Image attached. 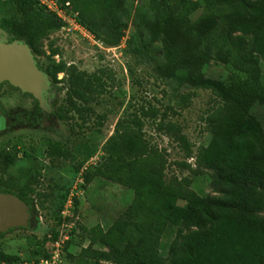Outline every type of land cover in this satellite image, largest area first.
I'll return each instance as SVG.
<instances>
[{"label": "trees", "instance_id": "trees-1", "mask_svg": "<svg viewBox=\"0 0 264 264\" xmlns=\"http://www.w3.org/2000/svg\"><path fill=\"white\" fill-rule=\"evenodd\" d=\"M62 1H70L85 26L83 19L101 20L107 11L129 12L125 0ZM151 6L149 10L143 5L135 7L133 25L138 49L154 61V71L181 85L209 88L222 101L208 114L211 135L195 154L194 172L210 171L213 194L202 196L192 190L187 176L166 181L164 153L149 146L139 129L118 131L106 141L100 164L84 175L86 182L102 177L133 191L129 204L99 234L105 250L96 260L112 264H264V123L253 113L255 105H264V74L256 69L257 54L264 53V0H160L158 6ZM198 7L203 14L181 29L177 41L164 42L165 58L157 59L153 44L160 40V27L167 17L180 8ZM0 26L24 39L33 51L39 37L57 31L62 22L35 0H0ZM212 52H224L230 66L244 76L231 75L227 82L205 76L200 67L210 61ZM69 77L74 97L88 103L99 77L75 70ZM58 117L68 118L62 108ZM53 152L62 154L60 144ZM179 200L186 204L179 205ZM167 225L177 229L163 257L158 240ZM80 254L83 264H98L85 258L84 248ZM43 257L48 258V253L43 252ZM7 259L9 255L0 251V264Z\"/></svg>", "mask_w": 264, "mask_h": 264}, {"label": "rangeland", "instance_id": "rangeland-1", "mask_svg": "<svg viewBox=\"0 0 264 264\" xmlns=\"http://www.w3.org/2000/svg\"><path fill=\"white\" fill-rule=\"evenodd\" d=\"M159 2L125 0L128 14L107 11L101 20L83 19L85 32L60 27L39 37L35 50H30L47 77L49 105L58 111L62 108L68 118L54 122L53 132L49 134L32 129L0 134V142L9 139L8 144H16L18 151L29 149L51 166L40 173L41 185L32 188L34 197L30 196V200L35 203L30 206L28 225L14 227L0 236V251L10 257L3 264H33L46 258L43 252L48 253L49 264H83L82 248L85 258L91 263L97 261L100 251L105 250L98 241L99 234L129 204L133 191L102 177L86 182L84 175L103 160L104 145L109 137H116L127 128L139 129L149 146L164 153L166 181L187 176L192 190L202 196L213 194L210 171L202 168L194 172L195 154L198 146L205 145L211 135L208 114L222 101L209 88L181 85L159 76L154 71V61L138 49L134 9L137 5L148 9L150 5L158 6ZM202 14V7L191 11L180 8L168 16L160 27V40L153 44L155 57L164 60L163 43L177 41L181 29ZM12 39L17 38L0 26V41ZM106 41L117 43L109 45ZM257 56L256 69L263 75L264 53ZM72 70L99 77V85L88 103L74 97L69 77ZM200 72L226 82L231 75L244 76L230 66L224 52H212L210 61L200 67ZM0 96L1 105L9 112L18 111L20 107L29 113L32 105L35 110L38 108L36 99L22 95L6 83L0 85ZM52 113L47 116H55ZM253 113L264 123V105H255ZM48 136L57 140L62 148V154L55 156L53 163L43 157ZM26 160L14 159L12 171L19 165L27 167L30 159ZM177 203L186 204L183 200ZM58 207H61L60 212ZM176 229L167 225L159 237L158 250L163 257L167 256ZM54 233H57L56 238ZM65 241L69 242L66 247ZM56 242L60 245L59 251Z\"/></svg>", "mask_w": 264, "mask_h": 264}, {"label": "flooded vegetation", "instance_id": "flooded-vegetation-1", "mask_svg": "<svg viewBox=\"0 0 264 264\" xmlns=\"http://www.w3.org/2000/svg\"><path fill=\"white\" fill-rule=\"evenodd\" d=\"M7 40L9 39L7 38ZM33 59L36 66L39 68L35 57H33ZM4 83L8 84L13 89L20 91L22 95H28L33 99H36L31 94L13 87L8 82H1L0 85ZM42 97V103L36 99L38 108L35 110V106L32 105L29 113L23 111V108L20 107L18 108V111H6L0 103V134L6 135L20 129L41 130L48 134L52 133L54 122L59 120L64 121L65 118H59L58 109L55 107L52 108L49 105L50 97L47 91L44 92ZM52 112H54L55 116L49 118L47 115L49 114L52 116ZM46 138V144H42L45 146L43 157L47 158V160L50 159V163H53L54 157L59 156L57 152H53V148H55L59 143L57 140H53L49 136ZM41 140L43 141L44 139ZM8 143L9 139H5L0 142V193L12 194L20 200L26 202L29 206H33L35 202L30 200V196L34 197V195H31L32 188H37L41 185L42 177L40 176V173L45 171L44 168H49L51 166L48 165L46 159L38 157L29 149H22L21 151H18L16 144L9 145ZM28 158L30 159V162L27 167L26 165H19L16 167L13 166L14 171H12L14 159H20L21 161L27 162L26 159ZM11 229L12 228L0 232V236L9 232Z\"/></svg>", "mask_w": 264, "mask_h": 264}, {"label": "water", "instance_id": "water-1", "mask_svg": "<svg viewBox=\"0 0 264 264\" xmlns=\"http://www.w3.org/2000/svg\"><path fill=\"white\" fill-rule=\"evenodd\" d=\"M8 82L43 101L48 87L45 73L35 64L30 48L23 40L0 41V83ZM30 206L12 194L0 193V232L26 227Z\"/></svg>", "mask_w": 264, "mask_h": 264}, {"label": "built area", "instance_id": "built-area-1", "mask_svg": "<svg viewBox=\"0 0 264 264\" xmlns=\"http://www.w3.org/2000/svg\"><path fill=\"white\" fill-rule=\"evenodd\" d=\"M45 11L52 13L55 17L62 22V28L66 26L73 27L79 31L85 32V26L80 22L78 12L73 10L70 1L63 2L62 0H35ZM198 1V0H191ZM59 243L56 242V250L59 251ZM59 253V252H58ZM53 258V257H52ZM50 258L40 259L39 261L32 262L33 264H49ZM24 264H27L26 262Z\"/></svg>", "mask_w": 264, "mask_h": 264}]
</instances>
